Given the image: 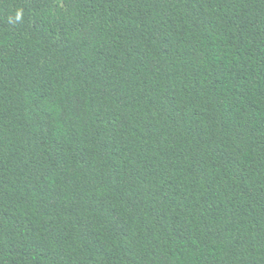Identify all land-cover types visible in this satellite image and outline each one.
Returning a JSON list of instances; mask_svg holds the SVG:
<instances>
[{"label": "trees", "instance_id": "obj_1", "mask_svg": "<svg viewBox=\"0 0 264 264\" xmlns=\"http://www.w3.org/2000/svg\"><path fill=\"white\" fill-rule=\"evenodd\" d=\"M0 264H264V0H0Z\"/></svg>", "mask_w": 264, "mask_h": 264}, {"label": "clouds", "instance_id": "obj_2", "mask_svg": "<svg viewBox=\"0 0 264 264\" xmlns=\"http://www.w3.org/2000/svg\"><path fill=\"white\" fill-rule=\"evenodd\" d=\"M17 18H19V15H18V17Z\"/></svg>", "mask_w": 264, "mask_h": 264}]
</instances>
